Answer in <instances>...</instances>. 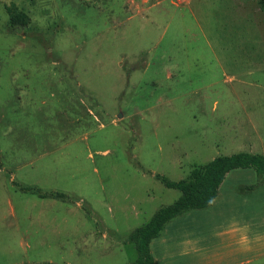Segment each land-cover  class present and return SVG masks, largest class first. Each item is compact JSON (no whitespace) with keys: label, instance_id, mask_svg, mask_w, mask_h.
<instances>
[{"label":"rangeland","instance_id":"obj_1","mask_svg":"<svg viewBox=\"0 0 264 264\" xmlns=\"http://www.w3.org/2000/svg\"><path fill=\"white\" fill-rule=\"evenodd\" d=\"M238 152L264 156V0H0V264H132L180 195L156 174ZM150 251L264 264V173L229 171Z\"/></svg>","mask_w":264,"mask_h":264},{"label":"trees","instance_id":"obj_2","mask_svg":"<svg viewBox=\"0 0 264 264\" xmlns=\"http://www.w3.org/2000/svg\"><path fill=\"white\" fill-rule=\"evenodd\" d=\"M25 18L24 13H18L12 15L10 20L12 23H24ZM247 167L254 168L259 174L264 173V156L249 152L220 155L200 167H194L187 178L177 181L156 174L166 187L178 189L180 195L172 203L160 207L146 223L136 227L129 234L128 239L134 243L137 251V258L132 264H155L150 242L161 234L165 225L188 210L208 206L216 198L226 174L233 169ZM41 195L60 198L66 196L60 192Z\"/></svg>","mask_w":264,"mask_h":264},{"label":"crops","instance_id":"obj_3","mask_svg":"<svg viewBox=\"0 0 264 264\" xmlns=\"http://www.w3.org/2000/svg\"><path fill=\"white\" fill-rule=\"evenodd\" d=\"M186 2H188V0H187ZM213 201H214V200H213ZM213 201H212V202H213Z\"/></svg>","mask_w":264,"mask_h":264},{"label":"built area","instance_id":"obj_4","mask_svg":"<svg viewBox=\"0 0 264 264\" xmlns=\"http://www.w3.org/2000/svg\"><path fill=\"white\" fill-rule=\"evenodd\" d=\"M184 1H187V0H184Z\"/></svg>","mask_w":264,"mask_h":264}]
</instances>
